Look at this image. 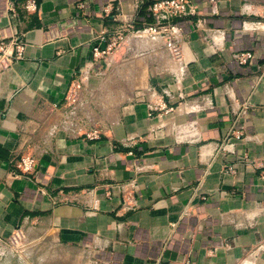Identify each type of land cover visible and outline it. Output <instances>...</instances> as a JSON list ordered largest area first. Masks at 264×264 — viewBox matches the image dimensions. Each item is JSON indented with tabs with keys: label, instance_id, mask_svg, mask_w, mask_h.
Wrapping results in <instances>:
<instances>
[{
	"label": "crops",
	"instance_id": "crops-1",
	"mask_svg": "<svg viewBox=\"0 0 264 264\" xmlns=\"http://www.w3.org/2000/svg\"><path fill=\"white\" fill-rule=\"evenodd\" d=\"M26 1L0 0V42L22 46L0 66V239L51 233L93 264H264V0H198L180 63L136 33L94 58L154 0Z\"/></svg>",
	"mask_w": 264,
	"mask_h": 264
},
{
	"label": "built area",
	"instance_id": "built-area-1",
	"mask_svg": "<svg viewBox=\"0 0 264 264\" xmlns=\"http://www.w3.org/2000/svg\"><path fill=\"white\" fill-rule=\"evenodd\" d=\"M214 2L215 0H209ZM198 0H154L149 7V12L153 17V23L147 24L142 28H136L133 22H127L120 25L109 37V41L105 48L95 47L93 50L94 58L97 59L107 52L118 48L123 42L128 34H144V35H161L168 34L173 43L171 44L172 50L175 53L176 63L182 61V24L180 23L185 17L196 14ZM24 9L27 12H32L36 10V0H27L24 4ZM101 41L106 40V35L102 34L100 36ZM16 54L7 53V45L0 42V66L2 67L4 62H10L13 59H20L22 56V46L17 41V38L11 41ZM252 58V54L241 53L237 59L240 63H245L247 60ZM73 88L70 90V95L67 98L70 102H75L76 90L79 85L74 84ZM99 131L94 130L87 137L93 139L98 136ZM36 160L31 155H25L21 157L16 164V168L20 173H28L35 168ZM264 179V175L262 176Z\"/></svg>",
	"mask_w": 264,
	"mask_h": 264
},
{
	"label": "rangeland",
	"instance_id": "rangeland-1",
	"mask_svg": "<svg viewBox=\"0 0 264 264\" xmlns=\"http://www.w3.org/2000/svg\"><path fill=\"white\" fill-rule=\"evenodd\" d=\"M135 35V34H134ZM144 34L138 33L134 37L138 40ZM164 40V50L169 54L171 60L175 61V53L172 50L171 44L173 43L168 34H161ZM138 37V38H137ZM125 57L118 60V63H113L110 67V71L107 74V79L113 78V76L125 65ZM123 61V62H122ZM130 69L136 66L135 63L130 61ZM123 72L119 73L120 78H127L125 67ZM116 72V73H115ZM115 73V74H114ZM131 73V71H130ZM135 80H141L142 77L146 78V75H142V72L132 73ZM130 76V75H129ZM136 90V89H135ZM97 93V95L95 94ZM111 93L109 89L98 87L94 89V93L89 96L88 101L92 104L96 100H107ZM119 98H125L122 92H118ZM96 96V98L94 97ZM89 107V106H88ZM92 108V105H91ZM89 112V110H88ZM87 114V113H86ZM92 116V113L87 114ZM0 264H93L92 260L80 253L77 249H70L59 245L51 233H43L36 229H26L24 231H18L11 235L7 239H0Z\"/></svg>",
	"mask_w": 264,
	"mask_h": 264
}]
</instances>
